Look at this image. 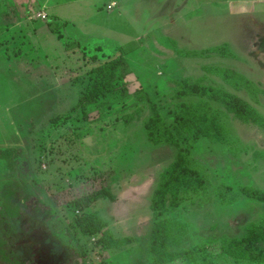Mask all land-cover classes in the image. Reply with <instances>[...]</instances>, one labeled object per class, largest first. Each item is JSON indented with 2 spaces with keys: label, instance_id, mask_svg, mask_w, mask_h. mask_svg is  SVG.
<instances>
[{
  "label": "rangeland",
  "instance_id": "obj_1",
  "mask_svg": "<svg viewBox=\"0 0 264 264\" xmlns=\"http://www.w3.org/2000/svg\"><path fill=\"white\" fill-rule=\"evenodd\" d=\"M250 1L0 0V150L14 161L9 170L0 159V211L5 198L24 204L16 219L0 215L8 264H153L150 205L177 150L147 140V100L173 125L174 105L192 100L177 93L197 83L264 117V0ZM217 46L221 54L209 51ZM117 56L129 73L85 115L76 104L89 70ZM220 70L253 85L237 89ZM211 107L228 143L187 146L207 183L161 210L173 242L163 264H264L235 261L225 248L264 225V203L247 195L264 193V131ZM100 189L114 199L92 200ZM76 202L106 223L104 238L73 227Z\"/></svg>",
  "mask_w": 264,
  "mask_h": 264
},
{
  "label": "trees",
  "instance_id": "obj_2",
  "mask_svg": "<svg viewBox=\"0 0 264 264\" xmlns=\"http://www.w3.org/2000/svg\"><path fill=\"white\" fill-rule=\"evenodd\" d=\"M209 51L220 54L223 52L220 46ZM220 71L222 78L231 84L233 83L237 89L241 87L249 90L250 86L253 85L232 70V72ZM128 73L129 68L126 60L121 56L108 58L94 66L88 72L86 85L76 106L80 107L86 115L99 105L101 98L113 94L117 90L115 82ZM252 91L256 93L255 90ZM177 96L192 100L189 102L182 101L174 105L175 124L166 123L161 117L159 109L150 100H147L150 116L143 124L147 140L155 145H171L177 150L173 162L160 175L154 199L150 205L154 219L152 230L154 238L150 240V252L154 256L153 264H163L165 262L163 258L164 251L173 244L170 241V219L162 218L161 210L166 208L167 203L170 207L178 206L188 193H197L207 183L208 176L201 165L189 154L187 146L193 143L198 144L201 139L212 144L225 145L228 143V140L224 137L225 132L221 124V118H218L219 114L214 112L211 104L220 105L227 114L232 115L239 122L251 123L264 131V117L248 102L235 94L211 86L185 83ZM91 106L92 108H90ZM0 159L7 163L9 170L13 169L12 150L8 148L0 150ZM5 193L17 194L15 192ZM247 195L264 203L263 192ZM92 197V200L97 197L114 199L109 191L103 189L96 191ZM81 202L79 201V203ZM79 206L82 207V211L75 218L73 227L76 226L83 235L94 236L98 239L104 238L107 235L106 223L97 214L86 209V204H79ZM22 208H24V204H21V201L13 203L11 197L5 198L0 215L16 219L23 214ZM245 229L246 232L242 236L227 241L225 245L227 253L232 255L235 261L264 262V249L261 248L264 245V225L251 224ZM3 254L4 251L0 243V264H8V259L2 257Z\"/></svg>",
  "mask_w": 264,
  "mask_h": 264
},
{
  "label": "crops",
  "instance_id": "obj_3",
  "mask_svg": "<svg viewBox=\"0 0 264 264\" xmlns=\"http://www.w3.org/2000/svg\"><path fill=\"white\" fill-rule=\"evenodd\" d=\"M158 1H160V0H158ZM262 1L263 0H251L250 1V5L251 6H249L250 8L251 7H254V6H258V5H261L260 3H262ZM202 2L205 4V5H207V2H212V0H202ZM102 3H104V2H102ZM102 3H99L100 5L102 4ZM162 5V4H161ZM122 7V6H121ZM123 9H124V11L126 12V8L125 7H123L122 9L120 8V10H121V12L123 11ZM232 9V7H230V10ZM101 14H103V13H101ZM160 14H162L163 15V11H161V13ZM103 15H105V14H103ZM168 16H170V15H168Z\"/></svg>",
  "mask_w": 264,
  "mask_h": 264
},
{
  "label": "built area",
  "instance_id": "obj_4",
  "mask_svg": "<svg viewBox=\"0 0 264 264\" xmlns=\"http://www.w3.org/2000/svg\"><path fill=\"white\" fill-rule=\"evenodd\" d=\"M40 17H41V20H44L45 19L44 14H40Z\"/></svg>",
  "mask_w": 264,
  "mask_h": 264
}]
</instances>
